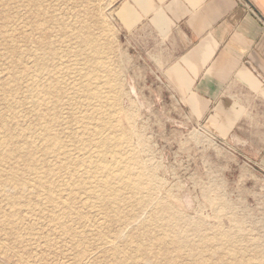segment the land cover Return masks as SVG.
<instances>
[{
  "label": "rangeland",
  "instance_id": "rangeland-1",
  "mask_svg": "<svg viewBox=\"0 0 264 264\" xmlns=\"http://www.w3.org/2000/svg\"><path fill=\"white\" fill-rule=\"evenodd\" d=\"M123 1L42 0L44 10L40 15L51 13L61 16L68 30L66 34L70 35L55 42V46L59 45L61 49L59 64L62 63L64 67L62 75L67 84L61 102L63 106L59 111L60 127L57 126L67 155L83 156L81 151H73L75 140L71 135L82 130V114H99L103 110L101 114L107 116L113 126L111 131L113 128L119 129L127 137L124 157L130 153L137 157V168L149 184L138 195H141V200L135 197L134 205L128 202L121 205L122 215L129 218L130 224L114 218L112 211L106 214L96 206L84 207V199L80 200L84 194L73 190L76 199L72 203L84 218L71 220L68 224L77 234L85 233L75 241L62 234L60 228L50 220V212L44 210V200L37 205V213L32 214L24 206L22 198L15 207L22 219L13 222L14 228L10 224L0 223V264H116L107 250L112 243L109 236L122 232L119 237L122 245L126 238L145 232L143 220L150 221L152 215L155 218L150 222L149 230L156 231H153L154 236L159 239V244L151 248L156 252L155 256H145V259L143 254H135L133 248H129L134 255L126 254L129 257H126L127 261L135 264H168L160 249L165 243L168 248L165 254L170 251L169 254L175 257V264H232L235 253L232 256L223 255V248L232 245H235L236 256L240 259L238 264H264V158L257 165L251 163L248 160L249 149L238 148L233 134L222 137L224 135L210 131L207 121L191 115L186 102L175 99L167 85L150 79L151 74L146 79V73L150 70L133 67L135 61L128 53V46L123 44L120 20ZM0 6V114L7 111L1 87L4 84L13 89L11 100L15 110L19 111L18 127L29 126L27 137L31 141L34 138L33 130L42 121L39 114L44 108V105L35 108L33 100L25 97L26 89L33 86L35 80L33 52L37 49L33 37L37 36V32L32 24L39 16L27 0H0ZM3 10L7 11L8 17L1 14ZM3 23L7 26L3 27ZM73 30L76 32L74 35L70 32ZM51 38L56 39L54 35ZM85 40H88L87 43ZM10 44L16 47L11 55L8 51ZM92 46L97 47L92 49ZM89 58H94L95 63ZM84 75L88 77L80 81ZM89 76L90 79H87ZM44 77L47 78L45 73H39L37 83L44 81ZM88 82L92 87L87 85ZM81 83L77 95L74 94L76 98L71 97L74 96L71 93L72 84L76 88ZM85 86L90 88L93 97H103L102 102H96V98L88 95L84 91ZM93 91L100 92L101 96H95L98 93ZM34 95L42 96L39 93ZM66 98L67 101H63ZM100 103L103 104L100 106ZM111 131L109 128L104 132ZM41 144L37 138L33 149L36 157L43 156ZM106 156L111 160L114 157L111 151ZM45 158L54 169L53 181L66 185L73 176L57 172V162L52 154ZM15 165L19 171H23L21 159ZM3 166L7 167L8 164L3 163ZM61 196L65 194L61 192ZM1 204L3 209H7L4 202ZM158 208H163L162 212L169 209L170 214L162 213ZM99 225L105 228L102 229L108 234L107 241L99 237L96 231ZM227 234L229 237H226ZM122 235L125 238L122 239ZM170 237L173 240H186L181 244L179 254ZM146 238L141 241L146 242ZM113 243L118 244L119 240H113ZM72 245L77 246L76 249L84 248L85 254L78 256L76 249L72 250Z\"/></svg>",
  "mask_w": 264,
  "mask_h": 264
},
{
  "label": "bare ground",
  "instance_id": "bare-ground-1",
  "mask_svg": "<svg viewBox=\"0 0 264 264\" xmlns=\"http://www.w3.org/2000/svg\"><path fill=\"white\" fill-rule=\"evenodd\" d=\"M27 1L30 3V5H32L31 7L32 9L34 8V13L37 16H39V18L35 20L32 24L33 30L37 32V36L33 37L34 44L37 49V51L33 50L34 51L33 70H34L35 80L33 86H30L26 89L25 97H30L33 100V104L35 108L40 107L41 105H44V108L39 114L42 117V121L40 123H37V126L32 132L34 138L30 141L29 138L27 137V135L29 136V126L18 127L17 124L18 122L17 117L19 115V111L17 112L15 110L16 109L15 106H13L12 104L13 100L11 99L13 97V89L11 87H5L4 84L1 85V87H3L2 95L3 98L6 99V103H7V111L6 113L0 114V223L7 225L10 224L11 228H14L13 222L15 220L22 219V216L18 215V210L15 208L16 206H18L22 198H24L23 201L24 206L32 214L37 213L35 212L36 208H39L37 207V205L38 204L40 205V202H42L41 200H44V204L46 206L44 210L48 209V211L50 212L49 215L47 214L50 220L54 224H56L57 227L60 228L62 234L68 235L69 238L71 237L70 239L75 241L77 240L75 238H77L78 236L81 237L82 235H85L84 232L77 234L72 228V226L68 224V222L71 220H75L77 218L79 219L84 218V215H82L76 209L74 203H72V201L76 199L75 196H73L72 191L76 190L84 194V196L80 198V200L82 198L84 199L83 201L85 205V206L83 205L84 207L93 208L96 206L98 207V209H101L102 212L104 211L106 214H108V211H112L114 218L121 220L123 219L124 222L128 221L130 224L129 218L125 217V215L124 216L122 215L123 211L121 209V205L124 202H128V204L134 205V198L136 197L137 199L138 198L140 199L141 195L140 196L138 195L140 194L142 189L147 187L149 182L148 180H144L143 173L139 170V168H137L136 165L138 162L137 157H135L131 153L126 158L124 157L123 148L125 147L124 145L127 141V137L123 132H120L119 129L113 128V131H111V127L113 126L110 122V119L106 118L107 116L105 117L103 114H101L103 113V110L102 112L100 111L101 113L99 114L98 113L82 114L83 116L80 119V121L83 123V126L81 128L82 130L79 132L75 131L73 132L74 134L72 133L71 135L73 136L72 139L75 140L74 145H72L73 151L74 152L81 151V154L83 156L79 157V156L67 155L65 151L66 147L63 144L64 143L63 138H61V136L59 135L60 133L58 131L59 128L57 129V126L59 125V121H60L59 120L60 106L62 104L61 102L63 97H65L64 91L67 89V84L62 75V71L64 72V67L62 63L59 64L60 63L59 59H61L62 57V53L60 51L61 49L58 48L59 45L58 47L55 46V42L59 41L60 38L67 36L68 34L66 33L68 30L66 31V27L64 26L65 21L61 16L58 17L51 13L46 16L40 15L44 10L42 5V0H27ZM1 14H5V17H8V13L5 10H3ZM2 26L6 27L7 24L3 23ZM78 31L80 30L78 29ZM70 32L73 35L76 33L74 30L73 32L72 31ZM52 35L56 37L55 40L51 38ZM88 40H85L86 43ZM9 46L10 47L8 51L11 55V53H13L16 47L13 44H10ZM93 47L96 48L97 46H92V49ZM8 51H7V55H8ZM63 53L65 54V52ZM97 59L98 58H96L95 60L97 61ZM89 60L93 61L90 58ZM90 66L91 65H89V67ZM86 70L85 72H87ZM39 73L40 74L45 73L47 75V78L44 77L45 78L44 81H41L38 84L37 77ZM88 75L90 74L88 73ZM86 76L87 75H84L83 80L81 79L80 81H84V77ZM87 79H90V76ZM81 85L82 83L78 86H75L76 88H74V84H72L71 88L73 89V91L71 93L73 95L76 94L77 91L79 90L78 87H81ZM87 85L91 86L89 82ZM89 87L88 88L86 87L84 91L87 94L89 93L88 95L91 94V97H93ZM93 92L98 93V91H93ZM38 93L39 96L40 94H42V96L38 97L37 95H34ZM76 95L71 97H75ZM99 95L101 96L100 92L98 93V95L95 96H99ZM91 97L89 96V98ZM93 98L95 99L96 97ZM101 99L96 98V102L100 101ZM65 100L67 101V98L64 99L63 101ZM100 102H102V100ZM103 103H100V106ZM105 107L106 106H104V108ZM4 110L6 109H3V111ZM115 125L118 124L115 123ZM108 127L110 128L111 132L105 133L104 132L105 129L109 130ZM37 138H39L40 141L42 142L41 150L43 156L40 157H36L33 150L36 146ZM108 151H111L114 156L112 160L108 159V157L106 156V153ZM49 154H52L54 156L55 162H57V169H58L57 172L59 171V172H63L64 174H68V175L70 174L73 176L69 179L66 185L62 186L61 184H56L53 181L54 169L50 167V164L48 162L49 160H46L45 158V156ZM18 159H21L24 163L23 171L22 170L19 171V168L15 165V162ZM3 163L8 164V166L4 167ZM125 190L127 191L125 192ZM26 192H28L29 194ZM61 192L65 194L64 197L61 196ZM2 202H4L5 204L4 207H6L7 209H3L1 204ZM162 209L159 210L162 212L164 210ZM167 210L168 211H164L165 214L166 212L167 213L169 212V209ZM153 218H155L154 215H152V217L149 218L150 221L148 222H146L147 220L145 221L143 220V225L142 224L141 225L145 228L146 231L143 232L142 234L137 233L129 238H126L124 241V244L126 245L124 244L120 245L119 237H121L122 232L121 234H119V232H115L113 235L111 234L112 235L111 237L109 236V238H111L110 242L112 243L113 240L114 241L119 240L118 244L115 243L109 244L108 245L109 249H107L110 251L111 254L110 256L111 258L112 257L114 258L116 264H135L134 262L127 261L126 259V257H128L126 256V254L129 255V253H131L129 248L130 249L133 248L135 254L137 252L143 254L142 256L144 257L147 256L149 258V256L151 255L155 256L156 252L152 251L151 248L155 247V246L152 247V245L154 244L156 245V243L159 242V239L157 236H154L156 235L154 234V232L156 231L153 230L154 231L153 232L149 230L150 222L153 220ZM172 218L173 215L171 214L170 219ZM155 221L158 220L156 219ZM99 227L96 229L99 237H101V239L104 240L106 238L108 239L107 236L108 234H106V232H104L102 229L104 227H100V228ZM153 228L154 227H152V229ZM155 229H157V227ZM123 235H122V239L123 237L125 238V236ZM143 235L147 237L146 242L141 241L142 239L145 238V236ZM226 237H229L228 234L226 235ZM182 239L184 240V238ZM183 240H178V239L173 240L170 237V241L171 242L174 241L176 244L174 249L177 250L178 254H179L178 251H181V244L186 241ZM161 241L160 244H162ZM104 244L102 245L104 246ZM72 247H73L72 250L74 249L75 251L77 246L74 247L72 245ZM106 247L107 246H105V249ZM161 247L162 248H160L159 246V248L162 249L161 253H163L168 264H175V260H174L175 257L169 254L170 251L167 254H165L168 251V248L165 246V243H163ZM235 251H236L235 245H232L231 247L223 248V255H225L224 257H226L227 255L232 256L235 253L233 255L234 261L232 262V264H238L240 262L239 261L240 259L236 256L237 253ZM84 252H85L84 248L76 249V253L78 254V256H82ZM130 255H134V254L131 253ZM152 263H155V261Z\"/></svg>",
  "mask_w": 264,
  "mask_h": 264
},
{
  "label": "crops",
  "instance_id": "crops-1",
  "mask_svg": "<svg viewBox=\"0 0 264 264\" xmlns=\"http://www.w3.org/2000/svg\"><path fill=\"white\" fill-rule=\"evenodd\" d=\"M120 20L133 67L260 163L264 0H124Z\"/></svg>",
  "mask_w": 264,
  "mask_h": 264
}]
</instances>
